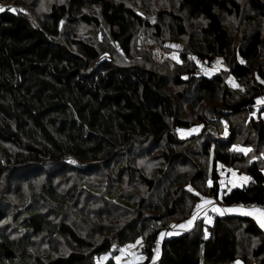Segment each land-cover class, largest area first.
<instances>
[{"label": "trees", "instance_id": "1", "mask_svg": "<svg viewBox=\"0 0 264 264\" xmlns=\"http://www.w3.org/2000/svg\"><path fill=\"white\" fill-rule=\"evenodd\" d=\"M244 1L248 13L242 8ZM178 2L177 8L157 15V24L145 20L148 11L142 9L141 3L137 7L136 0L133 8L125 0H65L63 4H53L48 14L36 21L21 10L0 14V181H4V201L9 200L7 196L12 192H19V179L24 178L21 174L25 170L34 169L43 178L45 190L52 191L55 179L68 178L64 168L69 164L70 169L82 175L98 169L108 172L111 165H118V172L127 174L126 185L132 186L130 196L138 198V192L144 191L157 197L147 207L143 198L137 199L134 211L120 204L131 211L133 220L115 223L113 237L100 232L98 222L93 224V230H98L96 241L78 230L66 216L60 218V223L51 224L48 214L64 205L51 204L48 196L38 192L36 199L48 205V211L36 212L31 202L25 207L33 209L13 211L14 228L22 231L23 236L0 234V264H116L111 247L119 248L138 239L142 243V264L153 263L157 241L159 255L155 264H264V231L251 217H215L208 239L202 236L199 222L178 236L159 239L170 218H176V223L192 215L201 196L213 197L224 206L254 203L264 208V175L255 162L244 168L246 158L229 150L235 142L232 135L225 142L211 138L203 144L207 155L210 143L215 146L210 166L213 184L208 186L201 178L202 171L180 172L194 168L195 162L186 158L194 150L190 145L182 150L185 140L175 132L177 128L197 127L201 123L207 128L202 133L213 137L215 128L206 122L210 114L228 121L242 115L240 112L264 95V84L254 80H264V71L257 64L263 46L262 33L258 29L247 38L243 35L248 25L264 23V0ZM93 7L99 9L98 16L83 14L84 9ZM224 16L243 20V46L233 47L235 39L221 24ZM200 20L205 24L200 25ZM186 22L188 27L184 26ZM78 23L99 29L105 26L112 44L118 47L114 50L129 58L140 28L153 30L155 41L161 40L162 30L172 41L187 37L189 54L180 55L182 64L188 65L189 57L207 63L223 58L230 68L229 74L238 83L244 88L246 80L254 84L250 89L246 86L245 99L237 100V94L226 85L224 74L209 78L192 76L194 70L186 67L183 78L181 70L162 73L137 62L118 65L115 51L76 39ZM104 52L109 59H101ZM229 55L239 56L245 63H234ZM176 87L182 90L173 92ZM203 103L212 104L207 115H196L195 110ZM183 105L191 110L183 114ZM252 126L260 143L264 142L263 123ZM201 136L190 138L200 140ZM138 145L146 146V155L142 156L151 158L156 165L151 175L125 159L134 156V147ZM77 165L83 168H75ZM217 165L241 167L252 182L220 197ZM54 170L58 172L53 173ZM189 186L194 191L187 193ZM114 197L107 193L105 200L118 204ZM96 217L101 218L99 214ZM79 220L86 224V220ZM119 220L122 217L116 219ZM51 234L64 238L67 252H58L53 243H39L40 236ZM55 252L58 253L53 255ZM101 258L105 259L100 261Z\"/></svg>", "mask_w": 264, "mask_h": 264}, {"label": "rangeland", "instance_id": "2", "mask_svg": "<svg viewBox=\"0 0 264 264\" xmlns=\"http://www.w3.org/2000/svg\"><path fill=\"white\" fill-rule=\"evenodd\" d=\"M125 1L128 2V6L132 8L134 7V0ZM158 1L163 0H136V2H138L136 4L137 7H140L139 3H141L142 9L148 11V15H145V20H147L148 22L156 23V17L160 12L168 11L170 10V8L175 9L179 5L178 0H168L170 3ZM64 2L65 0H0V6L4 7L5 9L4 11H0V14L8 11L10 8H15L17 10L15 12L23 10L26 16L36 21L37 19H41L45 15H47L53 4L58 5L63 4ZM242 8L244 12H249L248 7L245 5V1L242 2ZM11 13H13V11ZM98 13L99 9L97 7L87 8L83 10V14L88 16H98ZM198 22L200 23V25L205 24L202 20ZM221 24L231 34L232 38L235 39V41L233 42V47L237 46L238 48V46L244 45V43H242V41L240 40L241 29L245 27L243 20L235 21L233 18H227L224 16L221 18ZM184 26L188 27L189 22H186ZM140 29V34L136 37V40L131 47L132 50L129 54L130 58L129 56H125L123 53H119L118 51L114 50L118 47L112 44L110 37L105 31V26H102L99 29L91 25L78 23V25L75 26V37L76 39H80L88 43L92 42L95 46H103L104 48L115 51V62L118 65H130L134 62H137L138 64H143V66L149 70H160L162 73H165L164 71L177 73L181 70L182 74H180V76H182L183 78H186V75H184L186 70L183 69L186 67H192V70H194V72H192L191 74L192 76H201L208 78L224 71L225 83L226 85L227 83L229 84L227 86H229L231 92L237 94V100H241L240 98L245 99L246 96H248L247 90L250 89V87L254 83L251 80H246L244 84L249 88L247 89L246 86L244 88L243 84L238 83L232 77V75L229 74L230 68L226 66V64L228 63L225 62L223 58H216L213 62L207 63L206 61L199 62L196 57H189L190 60H188L190 63L188 65L182 64L180 55L183 52H187V54H189V50L187 49V37L180 38L178 41H172L170 40L169 35L162 30L161 40L155 41V38L153 37L155 36L153 30H150V28ZM258 29L262 33L263 46L261 48V55L257 61V64H259L261 70L263 69L264 71V23L259 24L255 22L252 25H248V28L244 31L243 35L247 38L250 36L252 31ZM172 45H178V47H171ZM108 49L106 51H108ZM173 55H175L177 59H173ZM101 57V59H109L110 56L108 55V53L104 52L101 54ZM229 58L232 59L234 63H245L242 59H240L239 56L232 57L229 55ZM241 61H243V63ZM229 78H231V81L229 80ZM254 80L255 82H261V79H258V77H256ZM172 90L173 92H177L181 91L182 88L176 87ZM260 98H264V95L262 94L261 97H258L255 100L254 105L248 107L249 109L247 108V110L240 112V114L242 115L231 117L228 119V121H226L225 119H221L220 117L210 114V116L208 117V121L206 120V122L212 124L211 127L215 128L213 129L214 132L212 133V135L219 139L221 142L228 141L230 137L229 135L233 136L235 142L229 146V150L246 158L245 163L247 165L244 166V168H247L251 161L255 160V163L258 164L261 172L264 173V142L260 143V140L257 136V131L252 126L253 123L259 124L260 121L263 122L264 125V103L257 104V100ZM210 105L212 104L203 103L199 105L195 110L196 115L205 113L207 115V108ZM190 110L191 109L189 106L183 105L181 112L185 114ZM199 125L202 124L200 123L198 124V126ZM206 129L207 128H203L202 131L205 132ZM198 130L199 128H197L196 130V127H191L189 130L176 129V132L178 138L183 140L186 138L189 139L193 135H197ZM211 138L212 136L207 135L206 133H202L200 140L195 137H192L189 140L186 139L181 147V149L184 150L186 148H189L188 145L191 146L194 151L188 153L186 155V158L194 161L195 164L192 170L184 168L185 170L181 169L180 172L191 174L194 172L202 171L203 176L201 178L202 180H205V184H207L208 186V182L212 181L210 166L215 146L210 143V148L208 150L210 154L207 155L204 154L203 144L206 142H210ZM234 146H238L240 148H250L251 151L245 154L243 152L234 150ZM145 148V145L135 146L134 156L126 157L125 159H128V163L132 166H135L136 169L142 168V170H145L148 175H151V173L155 170L156 165L153 163L151 158L143 157L147 152ZM153 154L154 153H152L151 155ZM69 165H66V167L64 168L65 171H67V174H65L64 176L68 178H66L65 180L55 179V187L52 191L45 190L47 187L42 184L41 180L43 178L37 176L39 175V173H34V169H27L21 174L22 176H24V178L19 179V181H21V183H19L18 185L20 189L19 192H12L11 196H7L9 200L4 201L6 199V194L4 191V181H0V234L5 232L11 235L13 238H21L23 236L22 231L14 228L15 224H13V211L19 209L27 210L28 208H32L25 207L26 205L30 204V202L32 203L33 208L36 212L45 213L48 211L49 206L36 199L38 192H42L46 196H48L49 198L47 200L51 204L64 205L62 208H59L56 211H52L50 214H48V218L51 219V224L56 225L57 223H60V218L62 216H66L69 222L74 224L76 228H78V230H80L83 234H87V237L96 241L99 238V236L95 237V233L98 232V230H93V224L98 222L99 224L97 227L99 231L107 235L110 233L113 237L112 232L116 228L115 223H130L133 220L131 211H128V209L121 207L120 204L127 206L130 208V210L134 211V203L137 202V199L143 198L145 200L146 207L149 204H153L157 199L156 196L151 197L150 194L144 191L138 192V198H134L133 193V195L130 196L129 190L132 186L126 185L127 174L118 172V165H111L110 168L112 171L109 170L108 172H105V169H98L91 172H82L83 175L77 173L74 169H70ZM126 170L127 172H129V167ZM233 171H239L245 174L244 170L241 167L224 168L223 166L218 165V180L221 178L223 182L226 176L228 174L231 175ZM56 172H58V170L53 171V173ZM21 175H18V177H21ZM229 182L232 184L231 181ZM14 185L15 184H13V186ZM222 185H225V182H223ZM81 186H84L86 189L81 188ZM188 188L189 187H187V193H190V191H188ZM107 193L114 195V199L118 200V204H114L105 200V195ZM205 199H210L212 201L215 200H213L214 198L209 196H201L197 201V203H200L204 209H207L206 214L208 219H212V216L216 214V212L212 210V205L204 204ZM101 200L103 203L102 205H100ZM214 205L218 206L220 204L216 203ZM210 207L211 209L209 210ZM194 211H198L196 207L193 208V212ZM97 214L100 215V219L96 217ZM77 216L82 220H86V224L82 223ZM121 217L122 220H119L117 222L116 219H119ZM175 220L176 218H170V222L167 223V228L162 232L172 233L171 235L173 236L182 234L185 229H173L171 227V225H177L178 223H180H174ZM198 222L203 224L201 231L202 233H204L203 226L206 222L205 213L202 210L199 211V217L196 223ZM159 239H161V237ZM38 241L39 243H43L45 241L47 243L55 244V246H57V251L60 253L68 251L64 243V238L60 235H56V237L52 234L48 236L42 235L40 236ZM130 245H136V242L127 244L119 248L113 245L110 250L113 252V255L121 257V263L123 264H142V262L144 261L142 251L140 250L142 243L140 245H136L135 247H129ZM121 248L125 249L123 253L120 252ZM58 252L53 253V255H56ZM104 259L105 258H101L100 261H103ZM202 259L203 258L201 257V260ZM95 263H97V261H95ZM202 263L203 261H201V264Z\"/></svg>", "mask_w": 264, "mask_h": 264}, {"label": "snow or ice", "instance_id": "3", "mask_svg": "<svg viewBox=\"0 0 264 264\" xmlns=\"http://www.w3.org/2000/svg\"><path fill=\"white\" fill-rule=\"evenodd\" d=\"M4 10H5L4 7L0 6V11H4ZM9 10L10 11H13V12L17 11L15 8H10ZM21 11H23V10H21ZM171 47H178V45H172ZM172 58L173 59H177V57L175 55H173ZM241 62L243 63V61H241ZM218 63H219V61H218ZM258 79H259V77H258ZM229 80L231 81V78H229ZM261 83H264V80H261ZM234 86H236V85H234ZM262 103H264V98H260V99L257 100V104H262ZM234 150L243 152L245 154H247L248 152L251 151L250 148H240L238 146H234ZM70 162H73L74 163V161H70ZM233 175H235V173H233ZM241 179L246 181L249 178L248 177H241ZM208 183H209V186H211L212 181H209ZM233 186H235V185H233ZM188 191L192 192L194 190L189 186ZM195 194L197 196H200V193H198V192L195 193ZM204 204H206V205H212V210L213 211H216V212H219L221 214H223L224 211H229V212L240 211V212H242L243 214H246V215H254V214H256L255 215V218L257 219V222L260 224V226L262 228H264V210L255 209L254 208L252 211H244V206H242V205L241 206H238V208H234V209H218V208L215 207L213 201L210 200V199H205L204 200ZM195 207H196V209L198 211H194L192 213L190 219H188L185 223H182V224L171 225V227L173 229H176V228H179V229H189V228H191L193 226L194 222L197 220V218L199 216V211L200 210L204 211V213H205V222L206 223H209L210 220L208 219L207 214H206L207 213V209H204L200 203H197L195 205ZM171 234L172 233L161 232L160 233V237L163 238L165 235H171ZM205 236L207 237V232H205ZM140 244H141V240L138 239L136 241V245H140ZM136 245H130L129 247H135ZM124 251H125V249H123V248L120 249V252L121 253H123ZM154 251H155V255H153V257H152L153 264H155V261H156L158 255H159V241H157V248ZM114 259L116 261V264H120V262H121V257L120 256H115ZM237 264H239V262H237Z\"/></svg>", "mask_w": 264, "mask_h": 264}, {"label": "crops", "instance_id": "4", "mask_svg": "<svg viewBox=\"0 0 264 264\" xmlns=\"http://www.w3.org/2000/svg\"><path fill=\"white\" fill-rule=\"evenodd\" d=\"M180 60H181V58H180ZM182 62V61H181ZM220 74H224V71H222V72H219ZM219 73H217V74H219ZM225 75V74H224ZM214 76V75H213ZM212 77V76H211ZM231 77V76H230ZM227 85H229L228 83H227ZM229 87V86H228ZM261 97V96H260ZM263 123V122H262ZM197 128H199V130H198V132H197V134H202V130H203V125H199L198 127H196V130H197ZM178 129V128H177ZM184 130H189L190 128H187V129H185V128H183ZM175 132H176V130H175ZM176 135H177V132H176ZM192 135V134H191ZM178 136V135H177ZM212 138H214V139H217L216 137H212ZM186 139H188V138H186ZM186 139H183V140H186ZM212 161V160H211ZM252 162H255V160L254 161H251V163ZM218 166V165H217ZM221 166H223V165H221ZM225 168V167H224ZM233 173H235V175H233ZM262 174L264 175V173L262 172ZM241 177H248L249 179L248 180H242L241 179ZM229 181H231L232 182V184L229 182ZM223 182H225V185H222L223 183H222V180H221V178L218 180V188H219V196L221 197V196H223V195H227L228 193H230L232 190H235V189H244V188H246L248 185H250L249 183H251L252 182V179L248 176V175H246V174H243V173H241V172H239V171H233L232 172V174L230 175V174H228L227 176H226V178L224 179V181ZM212 185V184H211ZM233 185H235V186H233ZM213 198V197H212ZM213 200H215V201H213V203L214 204H216V203H219V201L217 200V199H213ZM246 204H250V203H246ZM252 205V207H244V211H252L254 208L255 209H261V210H264V208L263 207H261V206H259V205H256V204H254V203H252L251 204ZM238 206L239 205H231V206H227V205H215V207L216 208H218V209H234V208H238ZM211 209V207L209 208V210ZM216 212V211H215ZM229 215V214H233V215H239V216H246V217H251L254 221H255V223L258 225V227L259 228H261L263 231H264V228H262L261 226H260V224L257 222V219L255 218V215L256 214H254V215H246V214H243L242 212H240V211H233V212H229V211H224L223 212V214H221V213H219V212H216V214H214L213 216H212V219L210 218L209 220H210V222L209 223H204V226H203V230H204V233H202V236L204 237V239H208L209 238V236H210V234H209V227H212V224H213V221H214V219H215V217H217V216H220V215ZM199 217V216H198ZM191 218V216L190 217H188L186 220H183V221H181L180 223H178V224H182V223H185L188 219H190ZM198 219V218H197ZM197 221V220H196ZM196 221L194 222V224H193V226L191 227V228H189V229H185V231L183 232V233H185V232H187V231H189L190 229H192L194 226H195V223H196ZM177 224V225H178ZM203 225V224H202ZM205 232H207V237L205 236ZM169 236H173V235H169ZM168 237V236H167ZM142 256H143V253H142ZM158 258V257H157ZM143 259H144V256H143ZM156 261H157V259H156ZM155 261V262H156Z\"/></svg>", "mask_w": 264, "mask_h": 264}, {"label": "built area", "instance_id": "5", "mask_svg": "<svg viewBox=\"0 0 264 264\" xmlns=\"http://www.w3.org/2000/svg\"><path fill=\"white\" fill-rule=\"evenodd\" d=\"M244 206V207H252V205L251 204H246V203H241V204H239V206Z\"/></svg>", "mask_w": 264, "mask_h": 264}, {"label": "water", "instance_id": "6", "mask_svg": "<svg viewBox=\"0 0 264 264\" xmlns=\"http://www.w3.org/2000/svg\"><path fill=\"white\" fill-rule=\"evenodd\" d=\"M77 169H80V168H83V166H79V165H77V166H75Z\"/></svg>", "mask_w": 264, "mask_h": 264}]
</instances>
